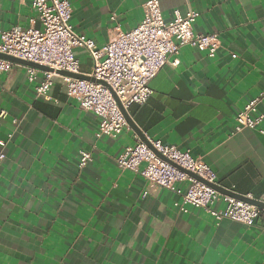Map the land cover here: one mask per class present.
<instances>
[{"label":"crops","instance_id":"obj_1","mask_svg":"<svg viewBox=\"0 0 264 264\" xmlns=\"http://www.w3.org/2000/svg\"><path fill=\"white\" fill-rule=\"evenodd\" d=\"M146 1L70 0L71 23L100 48L143 21ZM160 3L166 21L177 9L196 10L194 31L217 33L221 46L213 58L182 47L178 65L168 63L151 80L148 102L129 109L131 119L143 137L210 165L221 194L264 197V120L236 130L238 113L264 93V0ZM15 27H41L31 0H0V29ZM74 52L81 74L92 73L89 52ZM42 78L39 70L31 83L28 66L20 63L0 75V140L7 141L0 166V264H264L261 218L253 225L218 223L204 209L176 207L188 183L172 191L116 162L142 137L138 132L128 125L98 138L100 118L83 110L59 77L49 100L37 97ZM81 150L93 156L85 168Z\"/></svg>","mask_w":264,"mask_h":264},{"label":"built area","instance_id":"obj_2","mask_svg":"<svg viewBox=\"0 0 264 264\" xmlns=\"http://www.w3.org/2000/svg\"><path fill=\"white\" fill-rule=\"evenodd\" d=\"M31 2L41 27L0 29V53L53 69L43 71V78L35 87L37 97L49 100L54 79L59 77L68 95L77 99L83 110L100 118L96 132L98 138L124 131L129 125L125 111L128 112L133 105L148 102L153 92L151 80L168 63L178 65L177 57L182 47L206 50L213 58L221 46L217 33L194 31L198 17L196 10L190 9L183 14L177 9L174 18L166 21L160 0L146 1L143 21L130 31H119L100 48L72 25L70 0ZM78 47L85 48L95 61L94 69L88 75L90 79L58 73L81 74L80 60L74 52ZM13 66L14 62L0 58V75ZM38 74L39 69L28 66L31 83L36 82ZM263 100L264 93H261L238 113L237 131L256 128L264 120V111L259 110ZM1 115L5 117L6 113ZM6 147L7 141L0 140V166L7 157ZM92 159L90 151L81 150L80 168H85ZM116 162L122 169L134 171L146 181L172 191H176L177 183H188L187 191H179L181 199L175 202L183 211H186V205L204 209L218 223L230 219L253 225L261 218L264 229V207L232 194H221L214 186L218 184L216 172L189 151L149 136L145 139L138 137L135 144L126 147L116 158ZM246 197L254 199L251 195ZM255 200L264 204V197ZM217 201H222L224 207L215 208Z\"/></svg>","mask_w":264,"mask_h":264},{"label":"water","instance_id":"obj_3","mask_svg":"<svg viewBox=\"0 0 264 264\" xmlns=\"http://www.w3.org/2000/svg\"><path fill=\"white\" fill-rule=\"evenodd\" d=\"M0 58L2 59H6V60H9V61H12L14 63H20V64H24V65H27V66H31V67H34V68H37L39 70H42V71H53V69H51L50 67H47V66H44V65H41V64H38V63H34V62H31V61H26V60H22V59H19V58H16V57H13V56H9V55H6V54H2L0 53ZM58 73L60 74H63V75H70V76H74V77H78V78H83V79H90L91 77L88 76V75H83V74H72V73H69V72H66V71H59ZM115 95V94H114ZM125 116H126V119L128 121V124L136 131L138 132L141 136H142V133H141V130L140 128L135 124V122L131 119L130 115L128 112L125 111ZM142 139H145V137H141ZM192 176L194 177H197L195 174L193 173H190ZM215 188L219 191V192H224V189L222 187H220L218 184L217 185H214ZM234 195V194H232ZM234 196H237L238 198H241V199H244V200H247L255 205H258V206H261V207H264V204L261 203V202H258L256 201L255 199H250V198H247L246 196H243V195H234Z\"/></svg>","mask_w":264,"mask_h":264}]
</instances>
